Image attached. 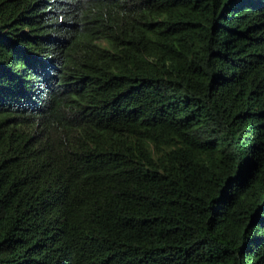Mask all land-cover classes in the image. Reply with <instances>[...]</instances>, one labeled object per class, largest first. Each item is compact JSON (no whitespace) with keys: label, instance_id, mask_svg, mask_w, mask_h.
I'll return each mask as SVG.
<instances>
[{"label":"trees","instance_id":"16d2710c","mask_svg":"<svg viewBox=\"0 0 264 264\" xmlns=\"http://www.w3.org/2000/svg\"><path fill=\"white\" fill-rule=\"evenodd\" d=\"M0 264H264V0H0Z\"/></svg>","mask_w":264,"mask_h":264}]
</instances>
